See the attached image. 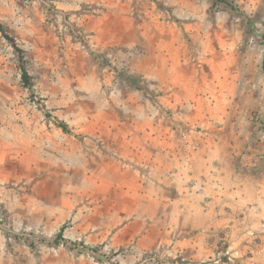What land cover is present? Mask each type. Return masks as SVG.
I'll return each instance as SVG.
<instances>
[{
    "label": "rangeland",
    "instance_id": "1",
    "mask_svg": "<svg viewBox=\"0 0 264 264\" xmlns=\"http://www.w3.org/2000/svg\"><path fill=\"white\" fill-rule=\"evenodd\" d=\"M0 26V264H264L255 197L167 207L150 154L197 129L167 66L264 82V0H0Z\"/></svg>",
    "mask_w": 264,
    "mask_h": 264
},
{
    "label": "crops",
    "instance_id": "2",
    "mask_svg": "<svg viewBox=\"0 0 264 264\" xmlns=\"http://www.w3.org/2000/svg\"><path fill=\"white\" fill-rule=\"evenodd\" d=\"M168 65H171L170 62ZM166 68L168 70L161 75V83L166 88L164 93L172 98L166 102L162 98L163 107L190 109L192 115L183 114L177 121H182L184 125L190 123L189 126L197 128L185 130L168 127L156 136L161 139V146L150 154L162 160L163 174L158 187L161 194L166 195L164 200L168 202L167 207L185 203L186 207L194 208L196 200L200 201L199 206L202 203L210 207L219 200L223 201L221 196L235 195L249 209L250 199L255 197L259 221L255 228H246L260 229L258 231L263 234L264 240V123L252 117L253 101L258 103L259 99L260 111H264L263 78L257 85L255 76L242 73L243 70L248 71L247 66L234 75L229 70L223 79L216 76L212 87L209 84L210 76L207 79L201 75L199 84L192 72L171 71L174 66ZM259 71L260 68L256 66L255 72ZM149 76L152 77L146 75ZM209 87L214 88L213 91L209 92ZM170 91L172 94H169ZM256 91L259 98L254 97ZM204 107L209 110L202 115ZM200 195L209 198L201 199ZM202 209L207 210L205 207ZM211 212L214 209L207 210L209 216Z\"/></svg>",
    "mask_w": 264,
    "mask_h": 264
},
{
    "label": "trees",
    "instance_id": "3",
    "mask_svg": "<svg viewBox=\"0 0 264 264\" xmlns=\"http://www.w3.org/2000/svg\"><path fill=\"white\" fill-rule=\"evenodd\" d=\"M0 30H3L2 26H0ZM7 37H8V39H10L9 36H7ZM260 42L264 46V35L261 36ZM16 50H17V52L22 53V51L20 49H16ZM262 67H263V70H264V60H263V66ZM22 80H23L24 83H28V81L30 80L29 72H28V70L26 69V67L24 65H22ZM59 126H60V128H62L63 131L70 132L68 126L65 123L62 122V123L59 124ZM63 237H64V229H62L60 231V233L57 235L56 239L54 240V243L56 245H58L59 242L61 240H63ZM93 252H96V250H93Z\"/></svg>",
    "mask_w": 264,
    "mask_h": 264
}]
</instances>
